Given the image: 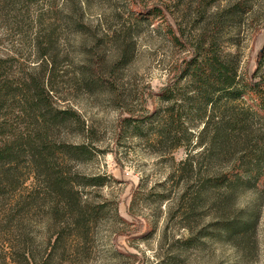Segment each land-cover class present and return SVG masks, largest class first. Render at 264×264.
<instances>
[{"label": "rangeland", "instance_id": "rangeland-1", "mask_svg": "<svg viewBox=\"0 0 264 264\" xmlns=\"http://www.w3.org/2000/svg\"><path fill=\"white\" fill-rule=\"evenodd\" d=\"M138 1L145 13L155 8L160 16L136 17L131 0H0V58L11 59L12 76L45 74L56 108L76 111L83 122L84 129L56 130L53 138L92 152L58 162L72 175L80 205L96 212L78 230L67 212L63 222L54 218L45 170L26 160L7 176L0 170V264H264V175L256 188L221 187L213 201L202 195L192 202L191 188L182 198L197 180L179 168L187 155L202 179L228 171L241 149L208 164L195 146L203 128L197 120L190 147L172 152L118 133L126 111L152 109L153 95L188 57L166 28L189 41L214 37L237 60L243 82L264 80V0ZM230 9L238 15L219 26ZM245 100L239 107L248 112L253 102ZM248 134L247 145L264 146V119L254 116ZM91 177L104 185H86ZM248 216L254 223L246 236L228 239L226 230Z\"/></svg>", "mask_w": 264, "mask_h": 264}, {"label": "trees", "instance_id": "trees-1", "mask_svg": "<svg viewBox=\"0 0 264 264\" xmlns=\"http://www.w3.org/2000/svg\"><path fill=\"white\" fill-rule=\"evenodd\" d=\"M130 5L131 13L140 19H153L161 14L155 8L145 13L138 0H131ZM233 11L220 14L218 25H223L228 17L236 18L238 14ZM166 36L175 45L188 49V57L182 59L173 80L153 95L152 109L142 107L139 111H126L128 116L120 119L118 133L150 139L157 149L172 152L190 147L195 138L191 121L197 120L203 128L196 136L195 146L202 148L200 153L206 155L208 164L230 152L234 155L233 149L241 150L228 171L221 176L208 173L202 179L195 157L187 155L179 168L190 173L189 179L196 176L197 180L184 189L182 198L191 192L188 188L193 189L191 201L197 203L202 195L208 201L215 200V192L221 187L232 192L256 188L264 175V146L250 147L245 139L254 116L264 119V80L251 78L243 82L238 75L237 60L223 53L214 37L202 36L189 41L180 31L177 36L169 28H166ZM10 61V58H0V170L7 176L15 171L20 160L45 170V189L56 199L50 202L54 218L61 215L63 222L67 212L76 229H87L95 220L96 212L89 210L88 205H80V195L74 192L75 181L58 160L81 161L89 159L92 152L86 146H72L53 138L56 130L72 126L84 129L83 122L76 111L56 108L51 90L47 89L45 74L14 77ZM245 99L253 102L254 108L249 107V113L239 107ZM54 160L56 170L52 165ZM52 170L56 172L50 173ZM13 179L12 176L8 183L15 189ZM84 181L94 187L104 185L101 177ZM253 223L248 216L246 222L231 226L226 230L228 239L246 236ZM59 240V237L52 239L49 247L53 250Z\"/></svg>", "mask_w": 264, "mask_h": 264}]
</instances>
